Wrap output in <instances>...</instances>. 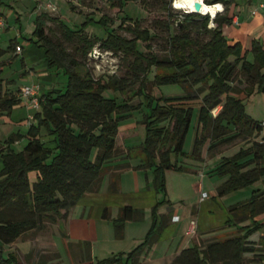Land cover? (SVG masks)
Here are the masks:
<instances>
[{
  "label": "trees",
  "instance_id": "1",
  "mask_svg": "<svg viewBox=\"0 0 264 264\" xmlns=\"http://www.w3.org/2000/svg\"><path fill=\"white\" fill-rule=\"evenodd\" d=\"M170 1L164 5L166 11ZM119 3L122 5L121 0ZM203 3L222 4L226 12L211 19L207 14L187 13L179 25L177 21L160 23L158 29L164 33L166 42L162 57L141 51L140 43L151 41L156 33L141 29L138 24L132 28L118 27L117 30L124 29L131 35L126 38L116 29L108 28L107 18L90 17V21L106 28L105 38H92L84 28L72 30L47 13L36 17L30 41L44 52L47 68L62 74L66 81L62 88L50 89L37 97L38 111L25 136L13 134L5 141L7 148L2 153L0 171V264H21L14 254L4 257L3 247L30 232L42 231L46 224L54 225L66 218L84 194L98 191L102 175L109 169L111 192L117 191L123 170L153 169L152 186L164 198L151 209L152 222L144 241L128 254V259L136 261V256L157 242L165 226L157 216L160 206L170 205L165 171H185L177 161L172 163L170 156L174 154L178 158L184 154L183 145L193 116L196 123L191 156L194 158H200L206 141L208 151L236 140L248 143L240 153L224 158L208 172V175L227 177L217 188L218 196L264 178L263 122L248 116L243 101L237 98L249 96L254 90L264 93V50L252 41L250 51L254 61H248L241 44L228 41L222 31L223 26L232 22L228 15L231 2L203 0ZM46 21L58 24L62 39L72 47L71 52L45 33ZM210 22L213 28H209ZM96 46L106 52L121 53L124 60L131 58L126 70L129 77L94 79L85 62ZM15 50L14 43L6 50L0 48V57ZM171 84L182 86L184 94L155 98L154 88ZM2 86L0 80V115H9L19 100L14 94L4 93ZM107 90L114 95L105 97L103 93ZM116 93L140 96L150 108L142 121L146 134L139 146L141 159L134 167L126 162L131 159L130 148L117 164L119 157L115 151L118 123L128 118L137 106L127 100L118 102ZM202 94L197 109L187 105ZM217 108L219 112L212 115ZM41 130L53 137L54 148L41 141ZM259 135L260 140L251 141ZM22 138L27 141L21 151L9 149ZM263 213L264 192L254 190L248 200L228 209L225 227L251 221L249 225L238 228L236 235L183 249L170 264H264V234L256 242L250 239L263 224L254 218ZM143 216L142 210L122 207L112 221L116 238L123 237L126 222H140ZM102 218L109 219L107 210ZM87 257L89 261V254ZM118 263L120 255L95 264Z\"/></svg>",
  "mask_w": 264,
  "mask_h": 264
},
{
  "label": "crops",
  "instance_id": "2",
  "mask_svg": "<svg viewBox=\"0 0 264 264\" xmlns=\"http://www.w3.org/2000/svg\"><path fill=\"white\" fill-rule=\"evenodd\" d=\"M35 2L36 0H0V23L2 22L0 25V48L6 50L11 43L20 48V51H8L0 57V80H2L3 91L7 94H14L19 100L9 115H0V171L3 169L2 153L7 148L5 141L13 134L25 136L30 125L34 123V115L38 111V108L32 105L31 99L23 95L22 89L38 85L40 89L36 96L39 97L41 93L50 89L63 87L61 86L62 81H64L62 74H57L58 72L47 68L44 52L31 45L28 39L22 41L20 38L24 33L23 23L27 21L31 23L27 26L29 28L28 33H31L36 17L41 14L36 9ZM252 11L250 13L251 18L257 17L258 13L253 16ZM231 18L230 26H223V34L228 41H236L241 44L237 32L240 31L244 22L242 18L240 20L237 17ZM251 18L246 24V32L249 27L256 24V22L253 24ZM232 27L239 29L233 30ZM261 33L264 34V30ZM252 41H255V38L250 36L247 40L248 43L243 45L244 48L242 47V51L246 53V59ZM26 141L25 138H22L14 145H10L9 149L19 152L15 148L23 144L25 146ZM41 141L45 146L54 148L53 137L46 135L44 130H41ZM126 162L133 167L139 164L134 165L130 159ZM139 171L142 172V170ZM169 171L171 170L165 171V178ZM194 173L201 178L195 188L199 190L201 187L202 190V181L206 178L205 174L199 170L194 171ZM144 175L145 185L140 186V178H134L139 183H135L136 186L132 190L123 191L121 178H119L121 186H118L117 191L111 192L109 190L110 175L106 173V178H101L98 191L84 194L76 205L69 210L66 218L58 220L56 224L52 225L50 239L35 234L30 238L24 237L28 233L14 243L4 246L2 249L3 256L7 257L9 254H14L21 264H95L116 255H120V263L118 264H170L181 250L191 248L199 243L236 235L238 228L251 223V221H245L231 228L225 227L228 209L243 201L226 203L223 196L217 195L219 184L214 185L215 189L210 193V197L199 194L197 197L193 196L191 203L188 204H184L183 200H181V205L172 204L171 197L167 192L170 205H162L157 210L158 220H163L165 223L157 242L136 256V261L128 259V254L144 241L151 226V209L157 202H160L157 197L159 193L155 192L152 186L153 176L149 178L148 171H144ZM254 190L264 192L259 188L253 189L252 192ZM122 207L142 210L144 216L140 222H126L123 237L117 239L112 221L117 218ZM104 210H107L109 219L104 220L102 218ZM263 219L264 213L254 218L261 223ZM75 220L84 223L87 228L90 226L97 228L100 235L71 241L70 229ZM62 226L66 229L65 234L61 232ZM138 226L142 229L140 236L127 241L126 234L134 231L139 233V228H136ZM126 241L127 243H125ZM42 249L44 251H41ZM6 251L8 252L6 253ZM42 252L54 253L55 257L48 260L42 259L40 256ZM88 254L90 262L88 261Z\"/></svg>",
  "mask_w": 264,
  "mask_h": 264
},
{
  "label": "rangeland",
  "instance_id": "3",
  "mask_svg": "<svg viewBox=\"0 0 264 264\" xmlns=\"http://www.w3.org/2000/svg\"><path fill=\"white\" fill-rule=\"evenodd\" d=\"M122 5H120V0H36V9L38 12L47 13L50 17L56 18L59 21L63 22L68 28L72 30H77L79 28H84V31L92 38H105L106 37V28L104 25L98 22L90 21L89 18L99 19L100 17H105L108 20V28L109 29H118L119 26H135L138 24L141 29H148L152 33H156V36L147 43H140V49L143 52H152L159 57L165 55L166 42L165 35L158 28L160 27V23L162 22H170L173 24L174 21H177L178 25L180 21L183 20V15L190 13L186 12L183 8H176L173 6L174 0H171L169 3V11L164 9V5L169 2V0H133V1H125L121 0ZM231 2V9H229V16L242 18L244 24L240 27V31L238 33V37L241 40V45H246L248 43L247 40L251 36L255 38V41L258 42L262 49L264 50V34L261 33L264 30V14L258 12L257 17L251 18V11L257 10L258 4L263 2L264 0H225ZM50 3L54 9H46V4ZM216 5V4H215ZM222 5V4H221ZM213 6V5H211ZM179 9V10H178ZM168 12L170 13L168 15ZM225 6L223 5V11L216 15L225 14ZM208 15V14H207ZM211 19V15H208ZM250 18L253 20V24H256L253 27H249L247 32L246 24L250 21ZM251 20V21H252ZM259 23V24H258ZM31 23L28 21L23 23V36H21V40L28 39L29 43L32 45L30 41L32 36V32L34 27L31 29V33H28L29 26ZM33 25V24H32ZM34 26V25H33ZM230 26V25H225ZM233 30H238V27H232ZM172 30H175V27L172 25ZM28 33V34H27ZM45 33L52 39L53 42L61 44L66 48L68 52L72 51V47L70 44L65 42L61 37V32L59 26L55 22L46 21ZM117 33L126 38H131V35L124 31V29L117 30ZM194 33V32H193ZM192 33V37H196ZM244 33H246L244 35ZM237 35V34H235ZM148 46V47H146ZM248 61L253 62V53L251 51L248 52ZM131 61V58H126L124 60L123 55L121 53H113L106 52L100 49L98 46L93 48L88 55V58L85 62L86 68L91 73L94 79H107L111 76L116 78H125L129 77L127 75V64ZM264 71V70H263ZM62 76V75H61ZM63 77V76H62ZM152 75L150 76V78ZM62 81L65 85L66 78ZM239 85V84H238ZM243 87V84L240 85ZM155 98H159L163 96L164 98L180 96L184 94V89L180 85H164L162 87H157L152 90ZM105 97H111L114 95L112 91H105L103 93ZM118 97V102L130 101V104L136 105L137 108L131 112V115L121 120L118 123L119 134L116 136V151L115 155H118L117 163L121 162L123 156L127 153V148H130V156L131 162L135 165L140 162L141 153L139 150V146L143 143L145 139V126L142 121L145 114H149L150 108L144 102V99L140 96H132L131 93L128 95L122 96L118 93L115 94ZM195 101H191L187 103L188 106L197 109L200 105V99ZM237 98H241L244 104L245 113L250 116L252 119L263 122L264 123V93L258 92L254 90L252 94L249 96L240 95ZM220 108H217L212 111V115H216L219 112ZM196 123L195 116L192 118L191 126L186 134L184 145H183V155L175 157L174 154H171L170 159L171 162L174 163L177 161L178 165L183 167L185 171L177 172V171H169L166 174L165 185L167 179L166 193L171 197L172 204L181 205V200L184 201V204L191 203L193 196L207 195L209 196L211 192L214 191V185L219 184V186L225 182L226 176H220L218 174H212L210 176L207 175L208 172L214 170L217 164L222 161L224 158H230L241 152L242 149L248 145V143L242 140H236L229 144H218L214 150L208 151L209 143L206 141L202 146L200 158H194L191 156V150L194 139V126ZM264 129V128H263ZM261 135L253 136L251 141L260 140ZM16 142L12 143L14 145ZM24 147V144L16 147L18 151H21ZM201 171L205 174V180L202 181L203 189L201 187L199 190L195 188L196 184L201 181V178L194 173V171ZM148 177L152 178L153 169H147ZM107 174L110 175L111 171H107ZM106 173L102 175V178H106ZM121 177V185L124 190H132L135 183H139L134 178H140V186L145 185V175L142 170H132L125 169L120 174ZM151 176V177H150ZM120 185V179L118 181V186ZM120 185V186H121ZM119 188V187H118ZM261 189L264 191V178L259 179L254 182L252 185L238 189L236 191L229 192L223 195L226 203L233 201H246L250 198L251 192L253 189ZM201 192V193H200ZM160 201L164 198L161 193L157 196ZM205 197V196H204ZM210 197V196H209ZM168 200V196H167ZM211 200V199H209ZM149 220V219H148ZM76 221V220H75ZM73 221L71 226V241H75L79 239H85L88 236L100 235L97 228H93L90 226L87 228L84 226V223L79 221ZM152 221H150L151 224ZM261 223V222H260ZM262 226L254 231L250 236V239L253 241H257L259 237L264 234V219L262 221ZM137 232H128L126 234L127 241H130L132 238H137L140 236V232L142 229L140 226L136 227ZM52 225L46 224L45 228L42 231H34L30 232L28 235L24 237H32V235H41L47 239H50L52 236L51 233ZM65 227H61V232H65ZM143 234V233H142ZM62 239V236H60ZM127 241L125 243H127ZM120 244V243H119ZM125 245V244H124ZM41 251H44L43 249ZM8 251H6L7 253ZM5 253V254H6ZM42 259H52L55 257L54 253H45L42 252ZM60 263V262H59ZM58 264V263H57Z\"/></svg>",
  "mask_w": 264,
  "mask_h": 264
},
{
  "label": "clouds",
  "instance_id": "4",
  "mask_svg": "<svg viewBox=\"0 0 264 264\" xmlns=\"http://www.w3.org/2000/svg\"><path fill=\"white\" fill-rule=\"evenodd\" d=\"M194 4L200 5L201 14H211L212 18H215L217 12L223 11V5L216 4L213 6H206L203 4V0H174L173 6L176 8H183L186 12L195 11ZM214 24L209 23V28H213Z\"/></svg>",
  "mask_w": 264,
  "mask_h": 264
},
{
  "label": "built area",
  "instance_id": "5",
  "mask_svg": "<svg viewBox=\"0 0 264 264\" xmlns=\"http://www.w3.org/2000/svg\"><path fill=\"white\" fill-rule=\"evenodd\" d=\"M46 9H54L52 7V5L50 3L46 4ZM258 12H261L264 14V1L258 4L257 10L252 11V15H256ZM0 25H2V22L0 23ZM19 47H16V51H20ZM39 86L38 85H34V86H29V87H25L22 89V93L26 98H30L31 99V103L32 105H34V107H37V96L36 94L38 93L39 90ZM264 126V123L262 124ZM193 224V223H192Z\"/></svg>",
  "mask_w": 264,
  "mask_h": 264
},
{
  "label": "water",
  "instance_id": "6",
  "mask_svg": "<svg viewBox=\"0 0 264 264\" xmlns=\"http://www.w3.org/2000/svg\"><path fill=\"white\" fill-rule=\"evenodd\" d=\"M193 7H194L196 10H195V11H191L190 13L201 14V12H200V5H199V4H194Z\"/></svg>",
  "mask_w": 264,
  "mask_h": 264
},
{
  "label": "bare ground",
  "instance_id": "7",
  "mask_svg": "<svg viewBox=\"0 0 264 264\" xmlns=\"http://www.w3.org/2000/svg\"><path fill=\"white\" fill-rule=\"evenodd\" d=\"M204 4V3H203ZM205 5V4H204ZM217 13H220V12H217ZM208 15H211L210 13ZM212 18V17H211Z\"/></svg>",
  "mask_w": 264,
  "mask_h": 264
}]
</instances>
